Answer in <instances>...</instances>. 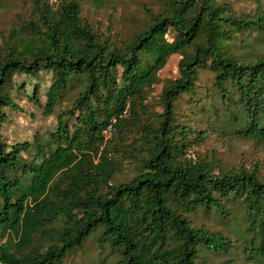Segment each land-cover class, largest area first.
Wrapping results in <instances>:
<instances>
[{
    "label": "trees",
    "instance_id": "obj_1",
    "mask_svg": "<svg viewBox=\"0 0 264 264\" xmlns=\"http://www.w3.org/2000/svg\"><path fill=\"white\" fill-rule=\"evenodd\" d=\"M106 1L17 0L0 26V264H61L94 231L113 264H264L259 161L224 167L199 148L211 134L264 147V0H154L129 37L85 14ZM174 54L180 75L154 113ZM42 71L57 74L50 105L72 75L84 87L48 136L10 143L13 77Z\"/></svg>",
    "mask_w": 264,
    "mask_h": 264
},
{
    "label": "rangeland",
    "instance_id": "obj_2",
    "mask_svg": "<svg viewBox=\"0 0 264 264\" xmlns=\"http://www.w3.org/2000/svg\"><path fill=\"white\" fill-rule=\"evenodd\" d=\"M0 7V26L10 22L14 10L18 8L17 0H3ZM144 3H154V0H108L106 3L89 2L84 6V12L89 19L94 22L101 31L110 32L118 37H129L136 30L137 16L139 9ZM109 29V30H108ZM172 38V34H167ZM256 48L258 46L256 45ZM180 54H174L168 60L166 66L157 73L150 92V107L155 113L161 111L158 106L157 97L161 88L180 75L179 61ZM121 72V69L119 70ZM57 74L54 71H42L35 76L16 73L11 86V96L19 105V108H6L8 114L6 121L2 124L1 132L5 140L10 143L17 141L33 140L36 134L43 137L48 136L54 130L59 116L64 108H68L84 87L85 77L81 74L72 75L68 81V88L59 101L53 105L48 104V94L46 93L53 83ZM203 78L208 81L211 75L203 73ZM35 82H39V100L31 97L32 88ZM200 150H210L216 153L222 165L238 166L242 162L251 166L259 161L261 169L264 171V147H255L249 140L225 141L220 135L211 134L207 141L199 147ZM203 220L201 217L198 222ZM212 229L219 226L212 219L206 221ZM118 260V254L112 252L109 244H103L99 239V231H94L73 253L64 258L61 264H113Z\"/></svg>",
    "mask_w": 264,
    "mask_h": 264
},
{
    "label": "built area",
    "instance_id": "obj_3",
    "mask_svg": "<svg viewBox=\"0 0 264 264\" xmlns=\"http://www.w3.org/2000/svg\"><path fill=\"white\" fill-rule=\"evenodd\" d=\"M56 2V0H52V4H54ZM115 122V119L114 121ZM116 130L115 126H114V123H111L108 128L106 129V136L107 137H111L113 132Z\"/></svg>",
    "mask_w": 264,
    "mask_h": 264
}]
</instances>
